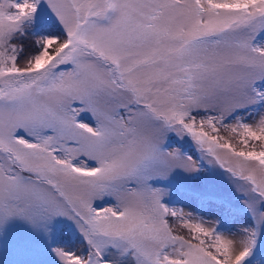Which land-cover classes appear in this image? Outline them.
Wrapping results in <instances>:
<instances>
[{
  "label": "snow or ice",
  "instance_id": "1",
  "mask_svg": "<svg viewBox=\"0 0 264 264\" xmlns=\"http://www.w3.org/2000/svg\"><path fill=\"white\" fill-rule=\"evenodd\" d=\"M205 159L227 190L191 198L242 208L239 238L157 186ZM64 221L78 244L52 243ZM262 235L264 0H0V244L52 264H251Z\"/></svg>",
  "mask_w": 264,
  "mask_h": 264
},
{
  "label": "rangeland",
  "instance_id": "2",
  "mask_svg": "<svg viewBox=\"0 0 264 264\" xmlns=\"http://www.w3.org/2000/svg\"><path fill=\"white\" fill-rule=\"evenodd\" d=\"M169 143L171 147H182L186 153L193 155L196 159L199 158L200 154L193 151L190 141L181 142L173 136ZM203 164L204 168L199 175H188L177 171L166 184L165 182H158L157 186H167L170 189V195L165 198L170 205L176 208L188 207L190 209L191 207H196L198 213L219 215L222 220L221 231H231L239 238L238 230L247 221V215L242 208H234L233 212L228 214L220 208L209 209L206 203L202 206L199 201H194L191 198L193 190L201 186H213L221 190H227L225 180L229 179L228 176L223 175L218 168L213 170L206 159ZM233 204L235 205L234 199ZM20 230L22 229L18 227L17 231ZM52 243H63L68 246L78 244L77 234L74 232V226L71 222L64 221L55 225ZM40 260L46 261V264H52V258L47 255L46 245H42L39 251L27 249L13 244L11 237L6 238L0 244V264H36ZM249 260L251 264H261L264 261V235L258 240L257 247Z\"/></svg>",
  "mask_w": 264,
  "mask_h": 264
}]
</instances>
